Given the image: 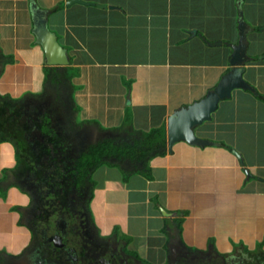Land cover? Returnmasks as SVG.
Masks as SVG:
<instances>
[{
	"label": "crops",
	"instance_id": "0c3cea01",
	"mask_svg": "<svg viewBox=\"0 0 264 264\" xmlns=\"http://www.w3.org/2000/svg\"><path fill=\"white\" fill-rule=\"evenodd\" d=\"M69 1L0 0V54L14 58L0 73V94L30 98L34 128L46 108L52 116L57 113L58 121L73 114L77 149L105 141L115 149L132 147L164 123L168 136L169 117L205 98L231 71V45H239L244 36L251 58L244 80L255 91L235 89L213 120L196 129L213 145L181 142L166 158L139 160L137 155L124 163L133 172L127 179L117 163L96 170L91 214L85 221L73 222L53 202L56 190L61 196L64 191L54 187L53 180L65 183L68 167L56 172L55 179L50 173L41 178L36 163L33 170L24 171L14 145L0 144V264H51L45 236L58 231L66 232L67 246L77 252L81 264L87 239L84 223L90 236L114 239L111 245L129 258V264L132 259L136 264H168L173 250L180 256L194 254L195 264L261 262L264 99L258 80L264 74V0H84L90 5L70 7ZM56 22L65 42L59 39ZM43 24L62 46L71 48L63 46L69 65L46 63L35 33ZM207 41L222 45L213 47ZM68 69L76 71L73 84ZM173 84L178 88L175 98ZM114 93L118 102L111 105ZM141 110L150 122L159 111L160 122L126 126L138 119L133 111ZM92 111L103 112L94 119ZM39 199L49 210L46 216L33 210ZM125 247L139 258L124 252Z\"/></svg>",
	"mask_w": 264,
	"mask_h": 264
},
{
	"label": "trees",
	"instance_id": "16d2710c",
	"mask_svg": "<svg viewBox=\"0 0 264 264\" xmlns=\"http://www.w3.org/2000/svg\"><path fill=\"white\" fill-rule=\"evenodd\" d=\"M8 64H14V58L0 54V73L4 72ZM47 69L48 72L54 71L52 67H47ZM59 82L65 84L63 81L59 80ZM54 88L52 87V90ZM260 98L264 99L263 96ZM28 99H15L9 95L0 94V144L14 145L19 165L24 171L33 170V164L36 163V174L41 178L45 173H50L49 175L55 179L56 172L60 173L63 168L68 167L69 172L65 183L61 184L60 178L57 177L58 181L53 180V186L64 190L63 201H61L66 214L73 222L85 221L91 214V204L96 188L93 173L96 170L103 166H114L117 163L120 164L119 167L123 169L127 179L133 173L128 166L124 165L127 160L134 161L137 155H141L139 160L145 158L147 160L148 157L151 158L154 155L166 158L169 154L166 123L153 128L150 133L146 134V138L132 147L115 149L111 142L105 141L92 145L86 150L77 149L76 140L73 137L76 132L73 114L69 113L64 116V120L58 121L46 108V115L40 117L34 128L29 118L32 108L29 107ZM45 99L47 98H41V100ZM53 99L54 103H57V98ZM57 196H61L60 193ZM41 215L46 216V212L42 211ZM111 240L115 241L107 239L110 244ZM126 242L129 244V239ZM124 252L139 258L138 254L128 252L127 247L124 248ZM262 255L261 262L257 264H264V254ZM133 261L132 259L131 264H136Z\"/></svg>",
	"mask_w": 264,
	"mask_h": 264
},
{
	"label": "water",
	"instance_id": "95a60500",
	"mask_svg": "<svg viewBox=\"0 0 264 264\" xmlns=\"http://www.w3.org/2000/svg\"><path fill=\"white\" fill-rule=\"evenodd\" d=\"M82 4L90 5L84 0H70L68 6ZM99 8L106 9L107 6L99 5ZM38 44L42 46L46 54V63L49 66H67L69 57L66 49L60 44L56 34H53L45 24L35 31ZM208 42V41H207ZM211 46H220L221 42H208ZM234 53L230 61L232 70L224 75L215 89L211 90L205 98L194 104L177 110L168 120V144L169 152L174 147L185 142L193 147H206L213 145L211 141L197 135L196 129L213 120L214 114L218 111L222 101L230 99L235 89H246L255 91L254 88L244 80L246 63L251 61L248 56L249 41L246 36L239 45L233 46ZM234 154L244 164L243 157L236 150Z\"/></svg>",
	"mask_w": 264,
	"mask_h": 264
},
{
	"label": "flooded vegetation",
	"instance_id": "af4514ba",
	"mask_svg": "<svg viewBox=\"0 0 264 264\" xmlns=\"http://www.w3.org/2000/svg\"><path fill=\"white\" fill-rule=\"evenodd\" d=\"M58 193L59 192L56 190L54 195L57 196ZM56 196L53 202L59 206L61 205L60 208H64L62 196H58V198ZM44 202L43 199H39L38 201H35L32 206L33 210L39 212V215H41L42 211H45L46 214L49 212L48 208L45 207L46 203ZM54 209H57V207L55 206ZM61 226L62 228L65 227V225ZM84 227L86 229L87 239H85L81 248V251L84 253V256L81 259V264H129V258L124 253L117 252L109 242L100 241L96 237L90 236L92 235V231L88 229L89 226L87 223H84ZM64 233L66 232L61 233L58 231L52 237H48V235L45 236V243L47 247H50L46 253L52 260L51 264H80L78 263L80 256L76 255L77 252H75V250L67 246L69 242L63 237ZM49 251H51V253ZM63 254L68 255L67 259L64 258ZM172 255L171 264H195L194 254L190 255L185 253L180 256L177 250H173Z\"/></svg>",
	"mask_w": 264,
	"mask_h": 264
},
{
	"label": "rangeland",
	"instance_id": "374dc122",
	"mask_svg": "<svg viewBox=\"0 0 264 264\" xmlns=\"http://www.w3.org/2000/svg\"><path fill=\"white\" fill-rule=\"evenodd\" d=\"M64 16H65V14L64 13H62V14H59V18L58 19H60V20H63L64 19ZM55 20H57V19H55ZM55 22V21H54ZM56 26H57V28H56V30L59 28V24H58V22H56ZM58 31V36H59V38H60V40L62 41V42H65V38H64V36H63V34L60 32V30L58 29L57 30ZM64 47L66 46V45H63ZM66 48H68V49H70L71 50V48H69V47H67L66 46ZM262 57V55H260L259 56V58H261ZM76 69V68H75ZM75 69L73 70V69H68V72L66 73V75L68 76V79L71 81V84H73L72 83V76H74L75 74H76V71H75ZM70 75V76H69ZM78 75V74H77ZM253 75V74H252ZM80 76V75H79ZM78 78V77H77ZM245 78L247 79V78H250V76L249 75H247V76H245ZM259 79L260 80H258V83L260 84V88H259V92H260V94L262 95V96H264V74H262V76L261 77H259ZM250 83V82H249ZM219 84V83H218ZM75 86V85H74ZM76 87V86H75ZM125 87H126V85H125ZM256 88V87H255ZM213 89H215V87L213 88ZM213 89H211V90H213ZM56 90V89H55ZM171 91V94H172V97L173 98H175V95L177 94V90H178V88L177 87H175L174 86V84L171 86V89H170ZM186 90V89H185ZM211 90H209L208 92H207V94L211 91ZM175 92V93H174ZM113 98H115V99H113L112 101H111V105H115L117 102H118V99H117V96H115V93H114V95L112 96ZM75 98H80V97H78L77 95H76V97ZM30 99V98H29ZM35 101H37V100H34V102ZM33 102V101H32ZM41 105H43L44 106V104L43 103H40ZM128 104H129V101H128ZM55 105V104H54ZM48 107H50V111L51 112H54L53 110L55 109L54 108V106H53V108L48 104L47 105ZM56 106V105H55ZM130 107H132V106H129V108ZM60 107L58 106L57 107V109H59ZM77 108H78V106H77ZM101 112H103V111H92L91 113H92V115H93V117H94V119H96V117L97 118H99L98 117V115H100V113ZM57 115V113H55L53 116H56ZM83 115V114H82ZM97 115V116H96ZM133 115H135V116H137L138 117V119L137 118H135V119H131L130 120V122L129 123H126V126H129V127H132V126H134L133 125V123H135L137 126H142L143 128L144 127H146V125H149V124H153L154 122L155 123H159L160 121H158V116L160 115V112L159 111H157V112H155L154 113V116H155V118H154V120L155 121H152V122H150L148 119H147V117H148V113H145L143 110H141V111H139V112H135V111H133ZM60 116V115H59ZM133 117V116H132ZM131 117V115L129 114V118H132ZM128 118V119H129ZM101 119V118H100ZM81 120L80 119H78V122H80ZM98 121V123L99 124H101V122L99 121V120H97ZM96 121V122H97ZM125 121V120H124ZM4 198V197H3ZM81 223V222H80ZM247 248V247H246ZM249 249V248H248ZM218 255V254H217ZM214 256H216V253H214ZM151 264V263H150ZM171 264V263H170Z\"/></svg>",
	"mask_w": 264,
	"mask_h": 264
},
{
	"label": "clouds",
	"instance_id": "9594fccd",
	"mask_svg": "<svg viewBox=\"0 0 264 264\" xmlns=\"http://www.w3.org/2000/svg\"><path fill=\"white\" fill-rule=\"evenodd\" d=\"M59 40V39H58ZM232 70V69H231Z\"/></svg>",
	"mask_w": 264,
	"mask_h": 264
}]
</instances>
